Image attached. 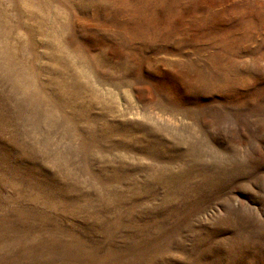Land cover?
Segmentation results:
<instances>
[{
	"label": "rangeland",
	"instance_id": "1",
	"mask_svg": "<svg viewBox=\"0 0 264 264\" xmlns=\"http://www.w3.org/2000/svg\"><path fill=\"white\" fill-rule=\"evenodd\" d=\"M0 264H264V0H0Z\"/></svg>",
	"mask_w": 264,
	"mask_h": 264
}]
</instances>
